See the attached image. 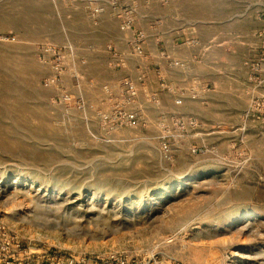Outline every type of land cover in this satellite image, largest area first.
Masks as SVG:
<instances>
[{
	"label": "rangeland",
	"instance_id": "1",
	"mask_svg": "<svg viewBox=\"0 0 264 264\" xmlns=\"http://www.w3.org/2000/svg\"><path fill=\"white\" fill-rule=\"evenodd\" d=\"M142 4L160 59L123 0H0V240L264 264V0Z\"/></svg>",
	"mask_w": 264,
	"mask_h": 264
},
{
	"label": "built area",
	"instance_id": "2",
	"mask_svg": "<svg viewBox=\"0 0 264 264\" xmlns=\"http://www.w3.org/2000/svg\"><path fill=\"white\" fill-rule=\"evenodd\" d=\"M115 6V3H112ZM125 28V25L120 27ZM143 34L136 36L134 47L139 50ZM0 264H180L175 261L161 262L152 256H129L120 251H104L99 254L86 252H62L53 249H36L0 240Z\"/></svg>",
	"mask_w": 264,
	"mask_h": 264
},
{
	"label": "crops",
	"instance_id": "3",
	"mask_svg": "<svg viewBox=\"0 0 264 264\" xmlns=\"http://www.w3.org/2000/svg\"><path fill=\"white\" fill-rule=\"evenodd\" d=\"M123 1H124V4L127 5L126 6V11H127L126 13L129 16V18H127V19L124 18L123 14H126V13L122 12L121 16L118 17L119 19H118L117 23H113L114 24V25H112L113 30L119 31V32H117L118 37L114 36V39L115 40L121 39L120 36L123 35L124 38H122V40L125 43V45L127 44L128 46H130L133 49V51L135 52L133 45H134L136 36L139 33H142L143 39L141 42V46L143 47V54L145 55V53H146L145 57L149 56L148 51L144 52L145 46L147 47L150 43H152V45L154 47L152 49V57H156V58L160 59L161 53H162V46H164L166 44L165 38L162 36L160 24L155 22L158 25L157 28H154L152 33L150 31H147V28L142 24V22H139V20H138L139 15L143 11L142 2L144 0H123ZM138 13H140V14H138ZM248 14L249 15H248L247 20H248L249 29H251L252 39L254 41H256L257 43L260 41L263 42L264 41V7L263 8L256 7V8H254V10H250V12ZM142 17H143V15H142ZM142 17H140V18H142ZM238 17L241 18L240 15H238ZM120 18H122V19H120ZM238 20H240V19H238ZM218 24H219V21H218ZM122 25H125L124 29L120 28ZM175 29H178V27H175ZM170 38H171V41L169 44H171L174 47H178L180 40H181L178 32L175 31V33H172V37H170ZM238 38H240V34H238ZM186 39L188 40L189 38H186ZM187 43L188 44H186V46H188V47H192L194 45L193 40H190ZM236 44H240V43L236 42ZM250 44H252V43H250ZM132 55L134 56V59H133L134 60V66L136 67L138 55H136V54H132ZM155 64L157 65V62H155Z\"/></svg>",
	"mask_w": 264,
	"mask_h": 264
}]
</instances>
